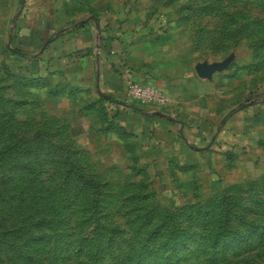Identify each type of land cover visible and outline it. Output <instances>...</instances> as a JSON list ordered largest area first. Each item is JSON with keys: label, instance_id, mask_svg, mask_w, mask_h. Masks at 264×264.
I'll list each match as a JSON object with an SVG mask.
<instances>
[{"label": "rangeland", "instance_id": "rangeland-1", "mask_svg": "<svg viewBox=\"0 0 264 264\" xmlns=\"http://www.w3.org/2000/svg\"><path fill=\"white\" fill-rule=\"evenodd\" d=\"M46 1L117 30L168 99L128 104L187 119L193 147L155 150L92 75L0 55V264H264V169L216 145V107L264 97V0Z\"/></svg>", "mask_w": 264, "mask_h": 264}, {"label": "crops", "instance_id": "crops-1", "mask_svg": "<svg viewBox=\"0 0 264 264\" xmlns=\"http://www.w3.org/2000/svg\"><path fill=\"white\" fill-rule=\"evenodd\" d=\"M51 14L46 0H0V55L11 71L35 76L69 68L86 77L92 75L99 90L121 103L125 110L122 118L132 132L145 140L156 139L155 150L165 154L171 148L193 147L182 134L187 119L165 117L160 107L142 110L128 104L134 99L127 86L137 75L129 52L123 48L126 40L117 30L99 17L82 25L62 26ZM216 145L242 149L252 164L263 170L264 97L242 106H217Z\"/></svg>", "mask_w": 264, "mask_h": 264}, {"label": "built area", "instance_id": "built-area-1", "mask_svg": "<svg viewBox=\"0 0 264 264\" xmlns=\"http://www.w3.org/2000/svg\"><path fill=\"white\" fill-rule=\"evenodd\" d=\"M128 95L141 103H150L157 106L165 105L168 99L157 89L141 85L135 80H131L127 86Z\"/></svg>", "mask_w": 264, "mask_h": 264}, {"label": "water", "instance_id": "water-1", "mask_svg": "<svg viewBox=\"0 0 264 264\" xmlns=\"http://www.w3.org/2000/svg\"><path fill=\"white\" fill-rule=\"evenodd\" d=\"M89 20H92V17H89L88 19H85L84 21L80 22V24H84L86 22H88ZM201 76H206L207 74H209V72L207 70H204V69H199V72H198Z\"/></svg>", "mask_w": 264, "mask_h": 264}]
</instances>
